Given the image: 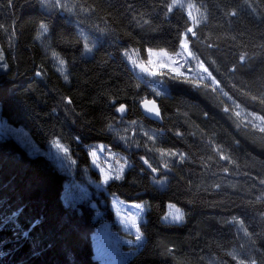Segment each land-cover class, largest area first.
I'll list each match as a JSON object with an SVG mask.
<instances>
[{
    "label": "trees",
    "instance_id": "16d2710c",
    "mask_svg": "<svg viewBox=\"0 0 264 264\" xmlns=\"http://www.w3.org/2000/svg\"><path fill=\"white\" fill-rule=\"evenodd\" d=\"M190 1L204 17L186 41L219 91L168 74L155 96L123 53L178 51L192 26L172 0H0V119L40 149L60 142L73 162L63 172L0 136V264H99L91 235L113 223L112 196L146 208L143 243L124 264H264V131L221 96L264 121V0ZM144 99L161 124L141 114ZM96 144L130 161L104 187L87 151ZM169 203L182 224L163 222Z\"/></svg>",
    "mask_w": 264,
    "mask_h": 264
},
{
    "label": "rangeland",
    "instance_id": "374dc122",
    "mask_svg": "<svg viewBox=\"0 0 264 264\" xmlns=\"http://www.w3.org/2000/svg\"><path fill=\"white\" fill-rule=\"evenodd\" d=\"M42 1L45 6L50 7L68 8L71 6L69 0ZM170 8H182L185 11L191 22L192 27L190 29L192 31L204 17L203 12L190 0H172ZM192 31H187L184 34L176 53L147 50L146 60L143 62L138 50L129 49L123 53V59L130 69L138 77L150 83V88L155 96L165 94L163 77L168 74L194 79L196 87L199 84L207 83L212 89L219 91L208 70L189 50L185 37L187 34H191ZM87 36L90 38L88 34ZM97 44V41H94L91 46H86L83 55L90 57ZM58 65L61 69V64L58 63ZM6 67L4 54L0 50V70L6 69ZM169 69H175L176 71H169ZM177 72L180 75H177ZM221 96L231 103L233 114L242 124H249L264 131V121L260 117L244 111L232 103L225 94L221 93ZM0 136L13 139L22 148L26 149L28 153L50 159L59 169L70 174L73 162L68 156V150L60 142L54 141L47 149H40L26 130L22 127H13L1 119ZM125 137L130 139L131 134H125ZM87 151L93 169L99 174L100 187H104L112 180H120L130 166L127 156L121 152L113 151L102 144L91 145L87 148ZM117 176H120V178L116 179ZM166 181V178L163 179L158 174H154L153 183L159 188H164ZM72 185L73 187L75 186L74 184ZM110 199L114 221L113 223H100L92 233L93 256L99 264H124L143 243V236L139 233L138 225L144 221L146 208L143 205L125 202L117 196H112ZM177 209L183 215L181 208L171 203L167 204L163 222L175 225L182 224L183 219L180 221L173 219V216L177 214ZM99 214L97 212L96 216ZM138 237L140 238L138 239Z\"/></svg>",
    "mask_w": 264,
    "mask_h": 264
},
{
    "label": "water",
    "instance_id": "95a60500",
    "mask_svg": "<svg viewBox=\"0 0 264 264\" xmlns=\"http://www.w3.org/2000/svg\"><path fill=\"white\" fill-rule=\"evenodd\" d=\"M145 101H149V105H148V107H151L152 102H154L155 105H156V108L159 110V113H160V109H159V105H158V103L155 102V101L152 100V99H151V100H149V99H144V100H142V101L138 104V109H139V111L142 113V115H143L146 119H148V120H150V121H152V122H154V123L161 124V122H162L161 113H160L159 116H156L154 112H149V111H147V108L145 107V103H144ZM120 106H121V105H120ZM120 106H119V107H120ZM123 106H124V109H125V111H124L123 113H121V112L118 111V108H119V107H117V108L115 109V111H114L115 116H116L119 120L125 119L126 116H127V114H128V108H127L125 105H123Z\"/></svg>",
    "mask_w": 264,
    "mask_h": 264
},
{
    "label": "snow or ice",
    "instance_id": "6c2138e0",
    "mask_svg": "<svg viewBox=\"0 0 264 264\" xmlns=\"http://www.w3.org/2000/svg\"><path fill=\"white\" fill-rule=\"evenodd\" d=\"M169 11H171V8H169ZM42 27H43V26H42ZM188 31L191 32L192 29H188ZM169 71H176V70H175V69H169ZM153 74H155V73H153ZM38 75H39V73H38ZM177 75H180V73L177 72ZM70 102H71V101H69V103H70ZM144 103H145V107L147 108V111H149V112H154L156 116H159V115H160L159 110L156 108V105H155L154 102H152L151 107H148V105H149V101H145ZM118 111L121 112V113H123V112L125 111L124 106L121 105V106L118 108ZM145 163H147V161H145ZM153 171H155V169H153ZM119 178H120V176H117V177H116V179H119ZM261 182L264 183V181H261ZM173 219L176 220V221H180V220L183 219V215H182V213L179 212V209H177V214L173 216ZM139 238H140V237H138V239H139ZM253 264H254V262H253Z\"/></svg>",
    "mask_w": 264,
    "mask_h": 264
},
{
    "label": "bare ground",
    "instance_id": "6f19581e",
    "mask_svg": "<svg viewBox=\"0 0 264 264\" xmlns=\"http://www.w3.org/2000/svg\"><path fill=\"white\" fill-rule=\"evenodd\" d=\"M185 40H186V37H185ZM85 47V46H84ZM143 62V61H142ZM130 68V67H129ZM143 80H145V79H143ZM146 82H148L147 80H145ZM216 93V92H215ZM224 93V92H223ZM230 98V97H229ZM150 100V99H149ZM153 100V99H152ZM226 100V99H225ZM155 101V100H154ZM156 102V101H155ZM229 102V101H228ZM235 103V102H234ZM229 104H231V103H229ZM123 105V104H122ZM159 105V104H158ZM225 105V104H224ZM228 105V104H227ZM126 106V105H125ZM119 107V106H118ZM127 107V106H126ZM128 108V107H127ZM227 108V107H226ZM230 108V107H229ZM160 109V108H159ZM231 109V108H230ZM115 111V110H114ZM128 112H129V109H128ZM161 113V112H160ZM142 114V113H141ZM128 115V114H127ZM256 116H258V115H256ZM127 117V116H126ZM123 120V119H122ZM154 123V122H153ZM157 124V123H156ZM156 175V174H155Z\"/></svg>",
    "mask_w": 264,
    "mask_h": 264
}]
</instances>
